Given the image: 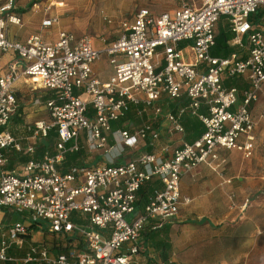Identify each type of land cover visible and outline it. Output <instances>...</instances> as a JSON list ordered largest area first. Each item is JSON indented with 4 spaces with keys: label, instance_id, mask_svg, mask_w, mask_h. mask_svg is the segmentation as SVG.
<instances>
[{
    "label": "built area",
    "instance_id": "obj_1",
    "mask_svg": "<svg viewBox=\"0 0 264 264\" xmlns=\"http://www.w3.org/2000/svg\"><path fill=\"white\" fill-rule=\"evenodd\" d=\"M166 1L176 7L159 15L140 9L133 21L122 23L115 44L103 50L94 47L91 37L77 38L67 31H61L55 43L40 35L25 43L11 41L8 26L21 25L15 0L0 7V52H14L19 58L7 74H0V210L27 214L29 221L8 227L0 241L1 262L134 264L146 226L160 230L189 202L181 194L183 175L218 161L221 149L241 151L246 158L253 155L257 121L252 106L264 88V0ZM222 17L236 35L230 42L236 53L228 57L212 54ZM183 42L189 44L181 47ZM105 55L114 75L101 82L93 75V65ZM23 76L53 97L45 103L49 119L28 127L29 136L16 137L10 128L18 109L16 84ZM231 81L245 87L228 86ZM184 95L189 102L176 112L160 105L164 99L178 102ZM132 109L139 116L149 111L155 118L165 116L168 134H184L182 120L188 116L199 118L205 132L173 150L168 159L147 152L117 164L127 149L141 143L154 146L162 135L149 120L133 133L114 131L113 123L129 117ZM261 117L264 120V112ZM52 132L57 133L54 154L32 159L17 170L5 169L11 153L35 155L39 142ZM83 148L104 152L107 165L72 167L63 173L60 166L67 155ZM155 180L160 186L137 213L139 192ZM32 227L66 239L68 251L55 255L47 244L30 242L23 259L8 257L12 246L23 248Z\"/></svg>",
    "mask_w": 264,
    "mask_h": 264
},
{
    "label": "crops",
    "instance_id": "obj_2",
    "mask_svg": "<svg viewBox=\"0 0 264 264\" xmlns=\"http://www.w3.org/2000/svg\"><path fill=\"white\" fill-rule=\"evenodd\" d=\"M166 1V0H164ZM7 0H0V5L6 4ZM170 3V9L176 7L173 2ZM62 5V3H60ZM40 6L31 1L27 6L24 3H16L15 15L21 19V25L10 24L7 29V36L11 41L18 43H25L29 37L33 35H40L44 41L48 43H55L58 41L59 33L67 31L73 33L77 38L86 36V28L77 26L76 23L69 21L70 17L64 10H52L48 14H43ZM149 9L148 7H140L130 19L123 20V22L133 21L137 12L140 9ZM150 10V9H149ZM167 10V11H168ZM151 11V10H150ZM159 15L161 13H154ZM60 15L62 18H60ZM47 20H54L52 25L48 28L43 27V23ZM108 24H112V19L108 16L104 17ZM55 28V31L51 29ZM229 32L232 38L227 42V50L229 53L222 55H214L218 57H228L236 53V49L230 46V42L236 35L230 29L228 18L222 17L216 27V36H218L219 29ZM89 36V35H87ZM91 37V36H89ZM120 37V36H119ZM118 37V39H119ZM92 38V37H91ZM117 39V40H118ZM94 47L97 50L110 48L115 44V41L103 43L95 41L93 38ZM217 47L216 46L214 48ZM213 48V49H214ZM245 56L248 54L244 50ZM19 61L18 55L14 52L2 53L0 52V74H7L10 66ZM25 66L22 64V70ZM93 75L101 82H108L114 75V67L110 63L108 56H102L100 60L93 65ZM230 83V82H229ZM240 88L245 87L242 82H236ZM38 89L49 92V96L38 97L32 100L30 107L20 103V96L25 93L35 92ZM263 95L258 103L252 106V114L257 121L255 128V146L253 155L249 158L245 157L243 152L238 150H219L218 161L212 165L203 163L195 170L189 172L181 178V194L184 199L189 200L179 208V213L175 220L167 222L163 228L158 231H152L151 225L148 224L143 232L140 241L141 253L135 258L134 264H154L160 262L163 264H221L220 262L229 260L242 261L244 259V250L250 247L259 240L263 235L264 226H262L261 219L264 218V120L262 113L264 112V88ZM16 97L18 102L17 113L14 118L22 120L23 128L33 126L37 121L35 111L46 109L45 103L53 97V92L43 89L38 83H35L29 77L23 76L16 84ZM34 98V97H33ZM188 98L184 95L178 102H171L168 99L161 101L160 105L165 111L176 112L181 105L188 104ZM30 108V109H29ZM30 111L29 114L26 111ZM47 111V109H46ZM205 111V108H202ZM133 113L130 112L126 119L120 123H113L112 127L115 130L128 129L131 133L135 132L145 122L154 121L155 127L160 131L161 138L154 146L148 143H141L135 150L127 149L123 156L116 159L117 164L133 160L143 153H154L161 155L163 158L168 159L171 157V152L175 149L182 148L184 143H192L200 138L204 132L205 127L199 118L185 117L182 124L185 128V133L168 134L167 129L169 122L166 117L155 118L153 111L146 112L143 116H139L136 112L134 115L137 119H133ZM27 114V115H26ZM48 118L49 114L47 112ZM13 118V119H14ZM199 131H201L199 133ZM29 134L18 135L16 137H27ZM41 142V141H40ZM169 148V152L165 153L163 149ZM39 147L37 146V151ZM36 151V154H37ZM55 152V151H54ZM102 152V151H100ZM49 153V152H48ZM35 155H23L36 159ZM46 154V153H45ZM50 154V153H49ZM15 153L10 154V161ZM70 155V154H68ZM67 155V156H68ZM107 162L103 154H99L94 164L97 165ZM65 163V161L63 162ZM86 164V162L84 161ZM11 164V163H10ZM9 164V165H10ZM16 167L5 168L13 171L20 168L24 163L15 162ZM15 166V165H14ZM86 164V167H91ZM98 166V165H97ZM159 182L157 180L147 184L142 190L148 191V196L143 199L138 195L137 213L144 210L149 196L157 188ZM14 215L10 213L9 209L0 210V241L7 235L8 227L15 223L23 222L29 225L28 218L25 221H15ZM83 225L86 221L77 220ZM44 233L39 232L35 227L31 228V236L26 241L23 248L12 246L7 252L9 257L20 261L23 259L29 249L30 242H34L37 236H42ZM45 238L51 239L50 236L44 235ZM48 244L45 242L52 253L57 255L65 253L66 244L62 243V251H57L59 247L52 245V240ZM75 245V244H73ZM237 247L234 250L231 247ZM79 247H83L81 244ZM239 248V249H238ZM0 264H18L13 262H1Z\"/></svg>",
    "mask_w": 264,
    "mask_h": 264
},
{
    "label": "rangeland",
    "instance_id": "obj_3",
    "mask_svg": "<svg viewBox=\"0 0 264 264\" xmlns=\"http://www.w3.org/2000/svg\"><path fill=\"white\" fill-rule=\"evenodd\" d=\"M31 1L35 2L40 6V10L43 14H48L46 18H49V13H51L52 10L58 9L64 10L67 12L70 17L69 21L76 23L77 26L86 28L85 34L91 36L95 41H98L100 43H103L105 40L107 43L113 42L118 39V37L121 35V27L120 24L123 20L130 19L133 14L140 8V7H148L151 11L154 13H162L164 11H167L170 9V3H167L164 0H15V5L17 3H24L25 6H27ZM6 3V2H5ZM62 3V5H60ZM5 5V4H3ZM2 4L0 7L3 6ZM108 16L112 19V24H108L104 17ZM60 18L61 15H60ZM52 31H55L56 29H51ZM188 42H183L180 44L181 47H184L188 45ZM225 46L224 41H218V48L221 50L219 54H216V48L212 50L213 55H222V47ZM227 55V54H226ZM234 86L236 85V82L231 81ZM229 83V82H228ZM49 92L45 90L38 89L37 91H33L25 93L24 96H20L21 104L22 106L27 104V107H30V103L32 100H34L35 96L38 97H44L49 96ZM263 95V94H262ZM34 97V98H33ZM261 99V98H260ZM264 101V100H263ZM42 106H39V110L35 111V116L39 119H45L48 120V115L46 109H42ZM30 109V108H29ZM135 113H133V119H137L134 116L136 114V110L133 109ZM29 110L26 111L27 114H29ZM31 113V112H30ZM26 114V115H27ZM36 118V119H38ZM13 132L16 135H24L19 130H17L14 125L12 124ZM56 138L57 133L52 132L51 137L48 139L47 144L51 145L55 149L56 144ZM85 144L84 134L81 135L80 138V145L83 146ZM111 145V144H110ZM43 146V141L39 142L38 147L41 148ZM53 149V150H54ZM85 152V162L89 166L91 164H94L99 154H104V152L96 151V152H90L88 149L84 150ZM16 167V164H14ZM98 166H104L107 165V162L103 164V162L97 164ZM97 165H94L97 167ZM93 167V166H91ZM10 213L14 215L15 221H25L27 219V214H21L18 212H15L11 209H9ZM134 217V214L130 216L129 220ZM262 228L264 226V218L261 219ZM34 242L45 243L48 242V244L52 240V245L56 246L57 244L61 243H67L66 239H56L51 238L47 239L45 238L44 234L40 237H34ZM237 247H231L232 250H234ZM239 249V248H238ZM57 251H62L61 247L56 249ZM12 255L8 253V257ZM221 264H264V232L263 235L257 240L255 244H253L250 249L244 250V259L242 261H234V260H227L220 262Z\"/></svg>",
    "mask_w": 264,
    "mask_h": 264
},
{
    "label": "trees",
    "instance_id": "obj_4",
    "mask_svg": "<svg viewBox=\"0 0 264 264\" xmlns=\"http://www.w3.org/2000/svg\"><path fill=\"white\" fill-rule=\"evenodd\" d=\"M218 36H216V43H217V48H216V51L215 53L216 54H219V52L221 51L219 48H218V41H224L225 42V46L222 47L223 51H222V54H227L229 53L228 50H227V42L232 38L233 35H231L229 32H226L224 31L222 28L219 29L218 31ZM228 86H232L234 85L232 82L228 83L227 84ZM12 124L14 125V127L19 130L21 133L25 134H29L28 133V128H23L22 126V120L18 119V118H14L13 121H12ZM12 124H11V128H10V131L15 135V136H18L16 135L14 132H13V127H12ZM201 131H199L200 133ZM51 137V135L49 136V138ZM48 138V139H49ZM48 139L46 140H43V146L41 148H39V150L37 151V154H36V159H40L42 158L45 153H50V154H54V151L55 149L52 147V144L51 145H48L47 142H48ZM56 145V144H55ZM56 147V146H55ZM54 149V150H53ZM84 148L82 150H80L79 152L77 153H74V154H70L66 157V159L64 160L65 163L62 164V166H60V170L63 172V173H66L68 172L69 169H71L72 167H86V164L84 163L85 161V152H84ZM33 158L31 157H28V156H23L21 154H15L13 155V158L12 160L10 161V165H9V168L10 169H13L14 167V164L15 162L18 160L19 162L21 163H27L29 162L30 160H32ZM148 191L147 190H142L141 193H140V196L145 199L147 196H148Z\"/></svg>",
    "mask_w": 264,
    "mask_h": 264
}]
</instances>
